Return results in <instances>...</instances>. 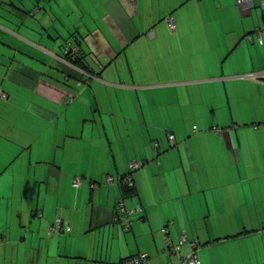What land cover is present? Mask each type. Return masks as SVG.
I'll return each mask as SVG.
<instances>
[{
	"label": "crops",
	"instance_id": "1",
	"mask_svg": "<svg viewBox=\"0 0 264 264\" xmlns=\"http://www.w3.org/2000/svg\"><path fill=\"white\" fill-rule=\"evenodd\" d=\"M263 2L0 0V264H264Z\"/></svg>",
	"mask_w": 264,
	"mask_h": 264
},
{
	"label": "built area",
	"instance_id": "2",
	"mask_svg": "<svg viewBox=\"0 0 264 264\" xmlns=\"http://www.w3.org/2000/svg\"><path fill=\"white\" fill-rule=\"evenodd\" d=\"M237 3L242 7H248L251 5L252 0H236ZM262 6H264V2L262 3ZM169 28L173 27L171 20H169ZM249 40H251L250 37H248ZM70 51V54L76 53L74 48L67 47L66 53ZM264 77V73H263ZM220 131H218L219 133ZM168 139L170 146L173 145L174 140L173 136L168 134ZM156 147V144H154V147ZM156 149V148H155ZM141 166V164L137 161L129 162L128 164V173H126L122 178L119 180L121 184H123L126 187L131 188L133 186L132 181V175L133 173ZM114 181V178L112 176H107L106 182L112 183ZM73 185L75 187H78L81 185V180L79 178L74 179ZM140 206L138 205L134 210H125L123 207V204L120 202L117 210L119 213H121L125 226H128L127 224V214H130L133 211H140ZM57 228H60V220H57L56 224ZM64 230L69 231L70 228L68 226L64 227ZM168 228L167 226L164 227L161 232L163 234L164 238V247L162 249V252L166 256V261L164 264H199V259L197 256V250L199 247V241L196 238L190 237L185 230H182L178 240L174 243L171 241L169 234H168ZM183 244H187L189 247V251L187 253L181 254L180 248ZM174 255H178V259L174 260ZM150 256L147 252H139L137 254L128 256L124 258L121 262V264H149ZM163 264V263H162Z\"/></svg>",
	"mask_w": 264,
	"mask_h": 264
},
{
	"label": "trees",
	"instance_id": "3",
	"mask_svg": "<svg viewBox=\"0 0 264 264\" xmlns=\"http://www.w3.org/2000/svg\"><path fill=\"white\" fill-rule=\"evenodd\" d=\"M67 54V53H66ZM67 55H69L70 56V60L71 61H73V62H78V59H79V57H78V53H73V54H70V51H68V54ZM126 189H127V192L129 191V190H131V188H129V187H126V186H124Z\"/></svg>",
	"mask_w": 264,
	"mask_h": 264
}]
</instances>
